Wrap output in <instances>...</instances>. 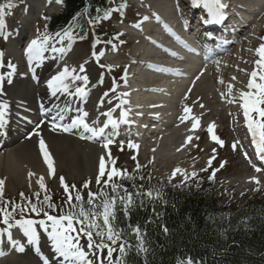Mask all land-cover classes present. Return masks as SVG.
I'll list each match as a JSON object with an SVG mask.
<instances>
[{
  "label": "bare ground",
  "instance_id": "bare-ground-1",
  "mask_svg": "<svg viewBox=\"0 0 264 264\" xmlns=\"http://www.w3.org/2000/svg\"><path fill=\"white\" fill-rule=\"evenodd\" d=\"M140 1L144 3L146 8L152 7L159 11L168 8L165 5L167 0H154L152 4L151 0ZM175 1L176 5L172 4L170 8L172 12H176V15L173 13V20L170 25H185L186 18H184L183 12L180 13L178 8L181 5V1ZM59 7L60 4L58 0H20L15 20L9 19V22L4 23L5 19L0 18V20L3 21V26L0 27V35L3 33L7 35L5 54L9 56L8 62L10 61L16 66V70L11 77V84L7 82V74L12 70L8 66H5L4 74L6 75V80L3 82L2 86L3 94L0 95V101L7 100L9 104V109L5 117L7 123L3 129H0V150L4 149L3 152H0V173L6 179L5 182H8L7 186H10V188H13L15 191L22 189L24 192H28L29 190L39 187L37 180L41 176L44 177L45 184L53 180V182H57L54 183V185L57 186L60 182L59 178L57 179L56 177V173L60 169H65L68 173V177H72L75 180L87 178L96 173L99 174V159L101 156H105L106 167L109 164L107 157L108 152H111L112 149H110V147L108 149L103 147L105 141L104 137H99L98 139H82L77 128H73L70 132H64L60 130V128L53 131L51 123H60L61 125L70 124L72 119H74V114L86 111L89 113L88 116L93 121H96L99 126L104 125L106 120L105 115H102V113H106L113 108L115 91H111L107 96L98 95L95 89H93V85H97L98 76H96V66L90 64L86 59L80 60L76 58V51L72 50V48H70L65 55L64 51H53V48L60 49V46L54 38L47 41L43 59L38 61L33 60L29 63L26 54V49L30 42L33 39L40 40L38 38V28L43 22L45 15L55 12ZM259 19L264 22V8L259 15ZM152 22H154L156 26L158 25L156 19L144 20L139 27L140 33L143 35L150 34L152 32V27H150ZM128 28H133V26H128ZM244 33V37L240 43L241 46L232 47L229 51L226 50L216 58L206 61L205 70L202 71L201 81L194 84L190 89L191 91L188 93L189 96L193 95L192 100L194 102H199V100L207 101L209 99L206 96L207 94L203 96L201 92L205 91V89L209 90L206 83L210 79H214L213 76L215 75H217V82L221 86V90H219L220 93H224V91L227 93L228 84L234 85L233 90H245L244 88H246L247 85L246 79L249 77L248 68L254 67V61L258 59L255 49L256 45L261 43V41L260 39L252 40L249 30L244 31ZM262 33L264 34V31ZM167 36L170 35L163 33L159 34V38L162 39H166ZM172 36L176 37L179 44L182 46L178 45L177 47L184 54L183 56H189L190 60H185L187 63L185 65L187 67L192 66L194 60L198 59L197 53L191 51V48H195V44L189 41L187 42L188 35H185L183 31L173 30ZM183 41L187 42L186 44L188 45L184 44ZM165 42H167V39ZM150 43L153 46L154 43ZM21 46L23 47L21 48ZM63 46V49H66V46ZM139 51L140 50L132 52L131 57L135 58ZM217 61L219 64L216 63ZM27 65L34 66L36 71V76L34 78H30L29 75H27ZM81 65L85 68L84 72H80ZM127 66H129V64ZM65 67H67L70 72L72 69H75L76 71L73 75H87L89 77L87 85H85L83 81H72L71 76L65 80V83L69 85V91L72 93L75 92L76 87H84L87 93L89 91V96L84 102L80 101L82 98L81 96L76 98L72 95V99L69 100L71 96L63 92H58L53 96L51 90L48 88L47 81L62 72ZM149 67L155 70L165 69L164 67L156 65H149ZM180 70L182 69L180 68ZM186 72H188L187 68L183 73L170 70V73H173L177 78L175 79L176 81L173 80L175 82L186 79ZM232 77L236 79L233 80ZM220 80H223L224 83H220ZM202 83H204L205 89L203 88L204 86L200 87ZM72 86H74V88L71 90ZM156 90H159L160 93H157ZM153 92H155V94H161V88L154 89ZM135 94L136 91L133 89L131 93V96H133L131 104L135 105V107H139L141 106V101L136 99ZM235 98L237 99V97ZM213 99L215 98L213 97ZM101 100H103V103H101ZM186 100H188V98ZM61 103H64L62 104L63 109L67 107L70 115H72L71 117H65L62 120L59 119V116L63 112V109L61 110ZM81 104H83V106H80ZM41 105H43V111ZM188 106L192 109L191 115L197 117L199 105ZM119 110L120 109H115L116 116H118ZM149 110L154 112L160 111V109L156 107H151ZM115 111L112 112V117L115 116ZM231 115L235 116L234 113H231ZM53 117H57V119L54 121L52 119ZM156 119H158V121L160 120L158 117ZM170 126L165 128L168 129ZM234 126L235 125L231 128H234ZM199 129L196 128L193 130L191 121V126L183 131L181 137L176 138L179 135L177 129L172 131V136L176 139L167 143L165 148L161 147L159 141L146 145V148L154 147V149H159L158 151H169L167 154L169 156L167 158L165 154L162 153H159L156 157L164 173L174 171L176 168L183 170L182 173H178L173 177V181L192 168L194 161H191V158L188 157L190 154L188 146L191 145V142L186 143V141L189 136L192 137ZM37 132L39 135L35 134ZM82 136L87 137L89 135L86 134ZM41 138L45 141L47 149L52 156L55 169L54 175L49 174L48 166L44 162L43 155L37 148V142L40 141ZM182 147L187 150L183 157L180 158L176 155H174L176 157L171 156L172 152ZM150 151L151 150H148V152ZM29 172L35 175L30 177ZM252 177L254 176L250 175L247 178L240 179L238 182L242 184L252 182ZM12 182H14V184H12ZM11 225V228L7 226L6 229L0 227V253H2L0 254V264H44L45 258L48 260L49 264H62L63 258L55 253L52 241L48 235L51 231L50 227L46 232L43 228L37 226L39 239L36 242L30 244L28 238L24 235L26 237L25 240H21L17 244H10L8 242L9 230L15 232L13 236L16 237H14L13 240L22 239L24 234L18 224ZM81 246L89 253V256L92 254V250L88 249L87 246ZM21 247L23 251L19 250ZM30 247L31 250L34 251L33 254H29L30 251H25ZM64 264H66V262H64Z\"/></svg>",
  "mask_w": 264,
  "mask_h": 264
},
{
  "label": "trees",
  "instance_id": "trees-1",
  "mask_svg": "<svg viewBox=\"0 0 264 264\" xmlns=\"http://www.w3.org/2000/svg\"><path fill=\"white\" fill-rule=\"evenodd\" d=\"M10 1L0 0V5ZM62 1L64 8L49 19L48 31L61 27L75 16L80 32L85 33L87 20L94 22L99 11L107 8V0ZM124 169L127 177H114L108 186L104 185L106 178L96 184L92 192L103 190L114 195L111 190L114 182L121 186L117 190L120 195L124 194L123 189L133 194L134 206L129 214L125 216L118 203L115 221L116 229L123 230L120 242L126 241L133 246L124 258L125 264H180L188 258L193 264H264V187L244 195L236 205L221 204L212 179L191 175L178 184H171L153 177L148 167L120 170ZM73 190L74 197L77 192L84 197L87 207L88 194L83 195L81 188ZM149 191L151 197L136 195ZM45 195L51 197V203L56 207L62 206L61 196L59 199L47 190L41 191L39 197L23 195L16 210L24 209L23 215L35 216L31 205L48 208L43 203ZM100 199L102 197L95 202L99 203ZM76 203L74 199V205ZM70 210H64V213ZM129 225L140 227L144 246L148 249L146 253H137L135 245L138 241Z\"/></svg>",
  "mask_w": 264,
  "mask_h": 264
},
{
  "label": "snow or ice",
  "instance_id": "snow-or-ice-1",
  "mask_svg": "<svg viewBox=\"0 0 264 264\" xmlns=\"http://www.w3.org/2000/svg\"><path fill=\"white\" fill-rule=\"evenodd\" d=\"M58 2H62V0H58ZM201 0H197V3H200ZM204 6L208 9L209 15L212 17V21H216L219 18H221L222 13L221 9L225 7L222 3H220V0H202ZM11 5H9L10 7ZM126 5H121V7H125ZM5 6L0 5V17L4 15ZM111 11L108 10L104 13L103 17L101 19H108L111 16ZM47 19V18H46ZM145 20L148 19V17H144ZM210 21H205V23ZM3 26V21L0 20V27ZM135 27H140L139 24H136ZM57 35H60L57 33ZM65 36H67L69 39H71V33L65 32ZM7 39V37H5ZM262 41H264V37L260 38ZM49 40V37L45 35L42 40L33 39L30 44L28 45L26 49V54L28 56L29 63H31L33 60H41L43 59V53L46 51L45 45L47 41ZM111 41H109L110 43ZM115 48V45H113ZM53 51H60L63 52L64 49H55L53 48ZM256 56L258 59L254 61V67L253 70L248 73L249 79L246 85L247 90H241L239 92L238 102L240 105V108L242 109L245 124L247 127L248 132L251 135L252 138V144L254 145L256 149V153L259 156V158L264 161V42L260 43V45L255 49ZM3 55L4 53L0 51V67H4L3 63ZM95 55V54H94ZM100 55H103V53H100ZM219 64V62H216ZM12 71L7 74V82L9 84L12 83L11 77L12 74L16 70V66L13 65L10 61L7 65ZM75 69H72L70 72L67 67L64 68V70L57 75L53 76L51 79L47 81V86L51 90V93L53 96H55L58 92L63 93H69V85L65 83V80L71 76L72 80L74 81H83L85 85L89 82V77L87 75H73L75 72ZM85 68L83 65L80 66V72H84ZM243 71V70H242ZM202 74V73H201ZM126 78V77H125ZM199 79V76L197 77ZM233 80H235V77H232ZM5 81V75L0 74V95L3 94V82ZM99 82H103V79L101 77ZM220 83H224L223 80H220ZM234 85L228 84L227 86V93H221L222 97L232 96ZM112 91H115V82H113V88ZM191 91V90H189ZM70 95H78L81 97H84L87 95L86 89L84 87H76L74 93H69ZM105 96L108 95V93H104ZM124 95H127L125 93ZM229 103L237 102L236 98L233 97L228 101ZM101 103H103V100H101ZM121 103H127V101H121ZM203 107V105H200ZM119 107V105H117ZM9 109V104L6 101H0V129H3L5 124L7 123L5 117L7 114V111ZM42 111L43 105H41ZM115 111V109H110L106 113H102V115H105L108 117V119L105 121L104 125L102 127H93L90 126L89 123L86 122V117H88V112H83L82 115H78L75 119H72L70 124L67 125H57L56 123L52 124V130L55 131L57 127L60 128V130L64 132H70L73 128L77 127H83V129L86 132L91 133L90 136H81L82 139H93L98 136H103L105 133V129L111 125L113 129H115L118 126L117 120L112 118V112ZM184 115L180 117L181 122H184L185 120H191L192 121V128L193 130L199 127V117L192 116L191 112L192 109L185 106L184 108ZM121 117L126 118L127 112L122 111ZM64 117L62 115L59 116V119H63ZM54 121L57 119V117L52 118ZM123 122H127L126 119ZM214 127L215 125H209L208 132L211 135V138L217 143L223 146V141L219 139L214 133ZM36 135H39V133H35ZM199 139V137H197ZM192 137L189 136L187 138V142H191ZM115 141L109 136L105 139V142L103 144V147L105 149H108L110 145H112ZM238 143V142H237ZM128 146L130 148H138L139 146L136 144H133L129 142ZM39 147L40 151L43 155L44 162L48 166L49 174L54 175L55 169H54V162L52 159V156L50 152L47 149V145L45 144V141L41 138L39 141ZM233 149L235 150L236 144L234 143L232 145ZM121 150L123 148L121 147ZM215 151V149H213ZM247 158V154H245ZM108 161L111 162L112 167L110 170L106 168V159L105 156H101L99 159V174L96 177V183H101V178L107 176V179L104 180V185L108 186L109 182L113 181L114 177H127V170H120L115 167V159L111 156V152H108ZM133 160L136 159L135 156L132 157ZM214 159V157L212 158ZM212 160L210 159L208 161L209 166L211 165ZM140 165L137 163V169H139ZM220 167H224V163H221ZM255 167V165H253ZM206 170V169H203ZM215 171H213L212 176L209 177V179H213L215 176ZM256 171L260 172L261 169L259 167H256ZM183 170L180 168H176L172 176H176L178 173H182ZM35 175L32 172H29V176ZM192 175H196V173H192ZM131 178V177H128ZM185 179H187V175H185ZM252 180L259 184L260 181L256 177H252ZM60 185L63 187L64 191L68 193L67 196V202L72 209H78V210H70L67 213H62L58 216L50 215L47 211H44L41 208H38L35 204L31 205V211L36 213L38 216L43 213V216L46 217L45 219H21L16 221V223L20 226V228L23 230L24 235L28 238V242L31 244L33 242H36L39 239V235L37 232V226H40L43 228L46 232L48 231L49 227L51 228V231L48 233L49 238L52 241L53 248L56 254H58L59 257H62V264L66 262V264H96V261H94L92 258H90L89 253L85 251L84 247H82L79 243V239L81 236L86 237L87 239V248L88 249H95V252L93 253L94 256L97 257V260L99 261V264H104V260L106 259L108 264H125L124 258L128 255L129 250L133 247L130 244H127V242L120 243L118 246V251L120 253L119 257L115 260L113 259V253L117 251L116 248L113 247V245L117 244V241L121 239V236L123 234V230H117L115 227V221L117 219V204L122 206V210L124 212V215L127 216L129 214L130 209L134 206V200H133V194L128 192L127 189H123L124 194L120 195L117 191L118 188H120V185H117L116 183H111V190L114 195H109L108 193L104 192L103 190L99 191L98 193L89 192L88 198L86 201L87 207H85V201L84 197L77 192L76 196L73 198L71 195V192L69 191V188H75V185L69 186L67 183H65L64 177H59ZM37 183L39 184L40 188L45 190L47 192V187L44 183V177H40L37 180ZM4 185L5 180L0 179V203H5L3 201V192H4ZM83 187L88 188L89 182H85ZM259 190V189H256ZM37 197H39V193L35 194ZM136 195H146L151 197L152 192L147 193H139L137 192ZM21 196L23 197V193H21ZM98 197H102L100 199L99 203H96ZM73 199L77 202L76 205L72 204ZM10 203V202H9ZM48 208L55 209V205L51 203V197L49 195H45L44 201ZM141 203H143L141 201ZM19 207V205H16L12 207L11 211H8L7 203H5L4 207H0V214H2L3 217V223L5 225H8L9 228L12 227L10 224V220L12 219V213L16 211V208ZM24 209H21V212H23ZM48 222H51L50 225ZM79 225V227H77ZM132 232L135 234L137 239V244L135 245V248L137 250V253H146L148 249L144 246V240L142 236V232L140 227L137 225L136 227H132L129 225ZM165 232H167V229H164ZM94 237H99V242L95 240ZM104 249H107V256L103 257L101 254L103 253ZM20 251H23V248L21 247L19 249ZM2 254V253H0ZM44 264H49L48 260L44 259ZM180 264H193V261L191 258H188L186 261L180 262ZM199 264V262H197Z\"/></svg>",
  "mask_w": 264,
  "mask_h": 264
},
{
  "label": "rangeland",
  "instance_id": "rangeland-1",
  "mask_svg": "<svg viewBox=\"0 0 264 264\" xmlns=\"http://www.w3.org/2000/svg\"><path fill=\"white\" fill-rule=\"evenodd\" d=\"M153 0H151L152 2ZM143 8L144 5H142ZM142 13H146L145 10H141ZM139 11L133 7V5L129 6L128 9H126L125 15L121 20L113 21V25L115 29L117 30L119 34V25L126 23V25L132 24L134 22L139 23L141 20H143L142 17H135V15H138ZM95 37V33L93 32V38ZM122 43L120 44L119 48L117 49V54L114 55V59H116L118 56L122 57L125 62H129L130 58L127 57L128 52L134 51L136 48L140 47V43L137 41L138 39H131L130 35L122 36ZM1 42H0V48H1ZM90 43H83L82 45H78L80 48V52L77 55L78 58H83L86 56V51L88 52ZM111 50L109 49H102L101 57H103V65L105 67L110 66L112 64H116V60H106L105 58L108 56V53ZM3 63H5L6 57L3 56ZM119 70V69H118ZM107 76V80L105 83L104 88L105 91L110 90L111 80L112 77L105 73ZM217 75L213 76L214 79H210L206 84L209 87V90L205 89L204 83L200 85V87H203L205 91H202L201 94L205 96L204 94H207L206 96L209 98L206 100H199L194 106H198V114H201V111H205L206 108L209 110V113H206V115L201 116L200 122L204 125L215 122L217 126V134L216 136L219 137L220 140H222L223 146L220 144H217L214 140H209L207 135L202 134L198 142H194V147L196 149L191 152L189 155V158H191V161H194L195 163L192 165V168L185 172L181 177H178L176 180L173 181L172 173L173 171H169L164 173L162 167L157 162L159 153H167V151H158L159 149H154L151 153L148 152L147 146H143L142 148H130L126 147L124 140H117L114 142V145L112 146L111 156L115 159L116 163L115 166L121 167L122 165L125 166V168L132 167L133 163L139 164V165H150L152 175L162 179V180H171L172 182L176 183L181 181L185 178V175H188L193 172H198L202 170L203 168H208L211 170H217L215 171V174L217 173V179L218 182H216V188L217 192L219 194V201L220 203H226L229 202L233 205H236L238 202L241 201V198L243 195H249L251 194L256 188L261 186V184H264V181H260L259 184L248 182L246 184L239 183L238 181L240 179H243L247 174H249L250 169V161L246 160V157L244 156V148L243 145L250 146L249 140L247 138V133L244 132L242 127L240 128V119H242L241 112H238L240 115V118L238 119V113L236 115V109L240 106L239 103H231L226 105V102L221 101L220 96L221 93L219 90H221V86L217 82ZM104 85V83H103ZM103 91V90H102ZM226 91H224L225 93ZM237 94L235 91L232 92L233 94ZM215 95V99L211 97V95ZM223 98H226L223 97ZM203 105L201 107L200 105ZM229 112H234L236 117H231L232 115H227ZM199 117V115H197ZM230 117V118H229ZM234 119V120H232ZM179 124V125H178ZM176 126H171L170 129L165 130L158 136H153L152 138L146 140L144 142L145 145L148 143H151L153 140L157 139L161 143V147L165 148V138L169 139V135L171 132L175 129L178 130V134L187 128V125H181L178 123ZM237 124L236 127L231 128L232 125ZM219 128L221 129L219 132ZM223 132V133H222ZM169 133V134H168ZM238 139L240 142H238ZM242 140V141H241ZM238 142V143H237ZM236 144L235 150L233 149L232 145ZM139 146H141L139 144ZM121 147L123 150H121ZM250 148V147H249ZM215 149V151H213ZM135 156L136 159L133 160L132 157ZM214 157V159H212ZM212 160L211 165L209 166L208 161ZM208 163V164H207ZM221 163H224V167H220ZM207 164V165H206ZM252 164V163H251ZM112 167L111 162L109 161V164L107 168L110 170ZM194 167V168H193ZM128 168V169H129ZM65 178V183L70 185H79L80 183L89 182V187L84 189V194L86 192L92 191V186L96 181L97 175H90L87 178H82L80 180H75L74 178L68 177V173L65 169H60L56 176H61ZM103 178V177H102ZM0 179L6 180L3 175L0 173ZM8 182H5L4 185V192H3V198L7 201H11L14 198H17L21 193L23 195L25 194H33L35 190H29L28 192H24L22 189H18L15 191L13 188H10V186H7ZM53 180H51L50 183L45 184L47 189H51V191L55 194V197L59 198L60 195H66L64 192V189L61 185L55 186ZM14 184V182H12ZM71 187L69 188V190ZM37 190H43L39 187H37ZM74 195V193L71 192V195ZM68 196V193L66 195V198ZM60 199V198H59ZM50 215H57V214H50ZM51 223V222H50ZM0 225H3V222L0 220ZM81 243H84V239H79Z\"/></svg>",
  "mask_w": 264,
  "mask_h": 264
}]
</instances>
